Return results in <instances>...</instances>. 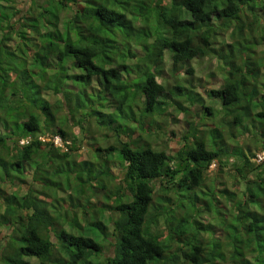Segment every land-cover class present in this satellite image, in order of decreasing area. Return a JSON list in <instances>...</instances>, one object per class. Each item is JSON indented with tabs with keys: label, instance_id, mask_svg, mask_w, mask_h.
Returning <instances> with one entry per match:
<instances>
[{
	"label": "clouds",
	"instance_id": "1",
	"mask_svg": "<svg viewBox=\"0 0 264 264\" xmlns=\"http://www.w3.org/2000/svg\"><path fill=\"white\" fill-rule=\"evenodd\" d=\"M0 264H264V0H0Z\"/></svg>",
	"mask_w": 264,
	"mask_h": 264
},
{
	"label": "trees",
	"instance_id": "2",
	"mask_svg": "<svg viewBox=\"0 0 264 264\" xmlns=\"http://www.w3.org/2000/svg\"><path fill=\"white\" fill-rule=\"evenodd\" d=\"M92 231H96V229H94V228H93V229H92ZM90 251H93V252H94V251H95V249H91Z\"/></svg>",
	"mask_w": 264,
	"mask_h": 264
}]
</instances>
